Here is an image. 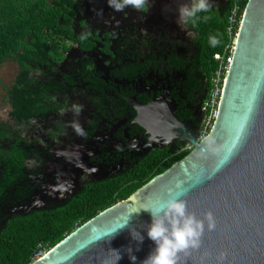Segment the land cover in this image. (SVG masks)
Wrapping results in <instances>:
<instances>
[{"label": "trees", "instance_id": "obj_1", "mask_svg": "<svg viewBox=\"0 0 264 264\" xmlns=\"http://www.w3.org/2000/svg\"><path fill=\"white\" fill-rule=\"evenodd\" d=\"M246 3L247 0H227L221 10L200 13V16L210 14L212 19L206 23L198 21L195 27L186 24L191 34L189 43L164 42L152 51L148 60V53L128 51L130 55L118 59L125 66L118 68L114 64L109 75V84L117 90L106 87L101 79L103 74H96L88 58L67 59L64 71L57 66L71 44L81 50L92 47L88 42L91 35L87 28L91 25L86 10L90 0H0V69L5 64L14 69L8 85L0 77L1 104L7 108L5 118H0V264L33 263L75 229L125 201L191 151L176 154L185 145L175 142L170 148H157L144 157L124 154L127 163L119 172L100 181L80 183L73 193L58 201L35 205L34 190L41 184L35 178L39 171L31 168L41 156L40 142L29 131L45 123L42 132L51 139L56 117H62L66 107L77 103H72L71 97L90 100L93 109L97 108L96 120L86 126L89 134H93L102 119L110 123L108 129L123 118L129 124L136 116L128 103L133 94L128 89L132 86L123 88L120 83L114 84V80L127 83L146 79L149 67L155 69L158 79L168 78L172 88L169 96L177 105V118L192 120L208 96L218 68L214 56L222 55L228 44L229 12L233 7L242 12ZM82 34L85 39H81ZM217 34L221 43L211 47L209 37ZM97 35L94 39L99 41ZM140 67L145 71L138 75ZM58 122L61 132L67 130L65 122ZM133 129L136 133L141 131L136 124ZM48 147L45 145L44 154L50 158ZM48 157L39 165L47 162Z\"/></svg>", "mask_w": 264, "mask_h": 264}, {"label": "water", "instance_id": "obj_2", "mask_svg": "<svg viewBox=\"0 0 264 264\" xmlns=\"http://www.w3.org/2000/svg\"><path fill=\"white\" fill-rule=\"evenodd\" d=\"M174 2L153 0L147 6L148 22L162 19L173 23L178 9L173 8ZM128 103L136 113L132 124L142 128L150 145L163 142L171 147L181 142L192 150L31 264H104L115 256L110 250L119 252L117 264H132L126 251L129 247L135 264H141L155 247L146 235L152 218L143 208L167 200L169 188L187 201L189 212L202 218L204 212L211 211L216 221L214 231L205 229L200 249L182 256L181 264H264V0H247L243 9L218 114L205 139L197 142L200 127L190 120L180 121L176 104L168 95L146 105L135 98ZM74 125L79 128L74 130L75 141L61 149L59 159L66 162L57 164L58 181L50 189L55 198L73 193L84 175L100 181L113 174L90 163L92 152L82 145L80 122ZM126 218L127 227L106 236ZM132 229L144 236L139 245L131 237Z\"/></svg>", "mask_w": 264, "mask_h": 264}, {"label": "flooded vegetation", "instance_id": "obj_3", "mask_svg": "<svg viewBox=\"0 0 264 264\" xmlns=\"http://www.w3.org/2000/svg\"><path fill=\"white\" fill-rule=\"evenodd\" d=\"M152 2L153 0L146 5V8L150 4L152 5ZM189 3L190 0H175L173 8H178V5H186ZM210 3H212V9L221 10L226 6L227 0H210ZM86 10L88 12L87 22L91 25V28H87V31L91 35L88 38V42L92 47L87 50H81L77 46L69 44L71 47L70 50L73 49L72 52L69 53V50L63 61L57 66L60 68V71H64L66 69L67 59H79L84 57L83 54H87L88 59L91 60V64L96 68V74H103L101 79L104 81L106 87L115 88L114 85L109 84V75L115 67L121 68L125 66V63H120L118 59L121 56L125 57V55H130L128 51L137 50L143 54L148 53L149 55L146 58L148 60L153 56L152 51H156L157 47H161L164 42L175 41L178 43H189L191 41V34L186 24L178 23L177 17L173 23L162 19L149 23L145 16L147 10L142 12L134 10L131 7H125L123 11H114L112 7H109L108 0H90V5L87 6ZM96 33L98 34L99 41L94 39ZM139 60L141 63L143 62L141 58ZM114 64L116 65L115 67L113 66ZM140 69L138 70V75L145 71V68L140 67ZM147 73L148 76L146 79L138 78L137 81H128L127 83L114 80V84L120 83L123 88L132 86V88L128 89L133 92L129 96L128 101L135 98L142 105L150 103L153 99H158L165 95L169 96L172 88L168 78L158 79L153 67H149ZM58 77L61 79L60 75ZM115 89L118 90V88ZM70 100L72 103L77 102L76 105L72 104L66 107L62 117H56V120L63 121L67 124V130L65 129L64 132H61L59 122L55 121L56 127H52L54 133L51 139L45 138L43 132L39 133L41 135L38 137L40 142V145H38V153L41 156L31 168V170L39 171V174L35 178L40 179L39 183L41 185L39 189L34 190V197H36V200L38 199L37 201L39 199L40 201H44L47 196L46 192L49 190L48 188L57 184V164L61 166L66 162L63 159H59L62 156L61 149H65L68 145L74 143L75 135L70 130V127L72 123L75 124L79 121V116L80 114L83 115V112L86 115V121L81 125V129L83 130L82 145L87 146L92 152L90 163L102 168L103 171L112 172L113 174L114 170L119 172L127 163V160L124 159V154L139 158L147 156L157 148H167L163 142L150 145L145 132L140 128L141 131L136 133L133 129L135 125L132 124L133 120L127 124L128 121L126 118H123L122 121L110 129H108L110 123L106 119H102L93 134H89V131H87L89 129L86 126L96 120L95 115H97V112L95 110L97 108L93 109L94 106L92 107V105L94 104L90 100L86 101L81 98L76 99L75 97H71ZM201 110L199 106V110L194 112L193 118L190 120L195 123L197 129L201 126L204 115ZM58 114H60V111L57 112ZM47 133L48 135L50 134L49 132ZM116 134L118 137L115 136ZM125 137L127 138L125 139ZM45 145H49L47 151L52 154L50 158L44 154L46 151ZM46 157H48L47 162H42V166H40L38 162H41ZM129 160L132 161L133 159L130 158ZM111 167L112 169H110ZM91 181H93L91 177L84 175L81 177L80 183Z\"/></svg>", "mask_w": 264, "mask_h": 264}, {"label": "clouds", "instance_id": "obj_4", "mask_svg": "<svg viewBox=\"0 0 264 264\" xmlns=\"http://www.w3.org/2000/svg\"><path fill=\"white\" fill-rule=\"evenodd\" d=\"M148 0H108L109 7L114 11H123L125 7H131L134 10L145 12ZM212 3L210 0H190L189 4L180 5L177 9L178 23H191L194 27L197 22H208L212 19V15L206 14L200 16V13H210ZM219 34L209 37L211 47H217L221 40ZM85 35H81V39H85ZM180 187L179 182L176 185ZM169 198L167 200L158 201L153 207L143 208L150 212L151 223L146 230L147 238L154 242L155 247L149 255L141 261V264H181V258L190 255L191 251L199 250L202 245V237L205 229L212 232L216 229V221L211 211L203 213L202 218H198L194 213L188 211L187 201L174 193L172 188L168 189ZM129 218V217H128ZM128 218L106 234L111 237L118 229L127 227ZM133 240L137 244L143 242L142 236L135 229L130 230ZM139 251V247L136 249ZM132 264H135L136 257L132 255V249H126ZM115 256L112 259L104 261V264H117L121 256L117 250H110ZM224 254L221 253L219 260H223Z\"/></svg>", "mask_w": 264, "mask_h": 264}, {"label": "built area", "instance_id": "obj_5", "mask_svg": "<svg viewBox=\"0 0 264 264\" xmlns=\"http://www.w3.org/2000/svg\"><path fill=\"white\" fill-rule=\"evenodd\" d=\"M238 9L239 8L237 7H233L227 17L226 37L228 44L225 47L223 54L214 56V60L218 62V68L214 72V75L211 79V87L208 96L202 103V111L204 115L200 129L198 131L197 142L205 139L208 136L218 114L219 102L223 91L226 74L232 61L235 40L237 38L240 20L243 13V11L241 12ZM190 150H192V146L185 145V147L179 149L176 154ZM42 256H38L37 259L41 258Z\"/></svg>", "mask_w": 264, "mask_h": 264}, {"label": "rangeland", "instance_id": "obj_6", "mask_svg": "<svg viewBox=\"0 0 264 264\" xmlns=\"http://www.w3.org/2000/svg\"><path fill=\"white\" fill-rule=\"evenodd\" d=\"M150 1H152V0H150ZM149 1V2H150ZM149 2H148V4H149ZM150 6H151V4H150ZM94 21H95V19H93ZM13 76H14V69H13V66L11 65V64H5L1 69H0V77H1V79H2V81H3V83L5 84V85H8L11 81H12V79H13ZM6 111H7V108L3 105V104H1V99H0V118L1 119H4L5 118V113H6ZM79 121L78 122H80V126L82 125V123L83 122H85L86 120H85V118H86V115L84 114V112H83V115L82 114H80V116H79ZM83 119H84V121H83ZM78 122H76V124L78 123ZM44 125H45V123H40L39 124V127L37 128V129H35V130H30L29 131V134L31 135L32 134V136L33 137H36V138H38V137H40V135L41 134H39L40 132H42V129H43V127H44ZM71 129V131L74 133V130H76V131H78L79 130V128H77L73 123L71 124V127H70ZM51 188H53L52 186H50L48 189L49 190H47V196H46V199L44 200V201H40V199H39V201H37L36 200V202H35V205H37V204H41V203H44V202H46V201H49V200H51V201H57V200H59L61 197H59V198H55V196H53L52 194H51V191H50V189ZM46 191V190H45ZM64 195H66V192L64 193Z\"/></svg>", "mask_w": 264, "mask_h": 264}, {"label": "bare ground", "instance_id": "obj_7", "mask_svg": "<svg viewBox=\"0 0 264 264\" xmlns=\"http://www.w3.org/2000/svg\"><path fill=\"white\" fill-rule=\"evenodd\" d=\"M83 150V149H82ZM73 151H75V150H73ZM81 162H79V161H77V164L79 165Z\"/></svg>", "mask_w": 264, "mask_h": 264}]
</instances>
